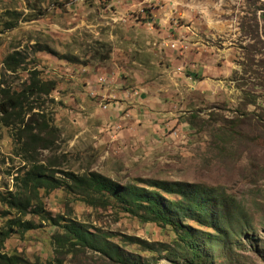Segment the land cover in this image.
Listing matches in <instances>:
<instances>
[{
    "label": "rangeland",
    "instance_id": "obj_1",
    "mask_svg": "<svg viewBox=\"0 0 264 264\" xmlns=\"http://www.w3.org/2000/svg\"><path fill=\"white\" fill-rule=\"evenodd\" d=\"M31 71L54 88L24 110L52 130L29 143L0 121L1 195L21 193L33 163L60 179L96 171L120 184H198L242 209L240 235L202 241L205 264H264V0H0V88L21 90ZM38 194L51 217L105 235L123 259L193 264L169 254L178 236L170 224L57 188ZM16 218L37 227L21 232ZM63 233L0 201V254L17 264H128L85 243L59 246L51 236Z\"/></svg>",
    "mask_w": 264,
    "mask_h": 264
},
{
    "label": "trees",
    "instance_id": "obj_2",
    "mask_svg": "<svg viewBox=\"0 0 264 264\" xmlns=\"http://www.w3.org/2000/svg\"><path fill=\"white\" fill-rule=\"evenodd\" d=\"M14 55H8L4 64L11 68L16 62ZM54 88L52 80H46L39 76L38 72L31 71L28 81L21 90L11 92L8 88H0V121L7 127L17 129L30 134L29 143L36 142L50 135L51 127L38 112L24 110V101L29 97L40 98L42 94L49 93ZM28 114V115H27ZM24 115H27L26 121ZM23 124V129L21 127ZM30 125V126H29ZM38 128L33 132L32 126ZM44 132L46 135H42ZM24 145L26 144L23 143ZM63 179L56 178L48 172L41 163H33L21 175V193L14 195H1L0 201L17 208L21 215L27 212L37 214L40 219L51 221L52 224L60 225L64 229L63 234L52 235L51 238L59 246L83 244L104 254L119 258L128 264H140L131 258L119 254L115 247H110L105 235L92 233L82 228L77 223H61L53 218L44 208L43 199L39 197V191L48 193L51 189L63 190L66 194H73L79 200L89 205H106L114 202L122 210L137 216L142 221H154L159 225L170 224L177 233L175 252L170 255L181 256L193 264H205L207 262L202 249V241L222 244L226 240L227 233L240 235L242 231L239 223L242 220V209L233 200L222 194H217L213 189L202 187L198 184H189L182 181L150 180L141 183L120 184L115 180L96 171H88L81 174L73 172L64 173ZM176 195V198H168L163 195ZM32 208V209H31ZM189 218L202 225L213 227L218 234L209 231L196 235L190 227L182 223V219ZM62 220V219H61ZM12 225L19 227L20 231H26L37 227L32 221H22L16 218L11 221ZM2 231L5 237L12 229ZM232 244L237 245L235 241ZM12 256L0 254V264H17ZM124 260V261H123Z\"/></svg>",
    "mask_w": 264,
    "mask_h": 264
},
{
    "label": "crops",
    "instance_id": "obj_3",
    "mask_svg": "<svg viewBox=\"0 0 264 264\" xmlns=\"http://www.w3.org/2000/svg\"><path fill=\"white\" fill-rule=\"evenodd\" d=\"M111 117V116H110Z\"/></svg>",
    "mask_w": 264,
    "mask_h": 264
}]
</instances>
